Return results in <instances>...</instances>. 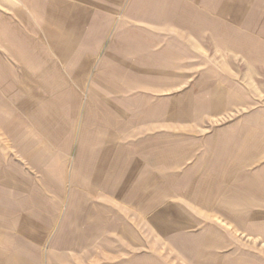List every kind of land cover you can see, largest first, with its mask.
<instances>
[{
    "label": "crops",
    "instance_id": "0c3cea01",
    "mask_svg": "<svg viewBox=\"0 0 264 264\" xmlns=\"http://www.w3.org/2000/svg\"><path fill=\"white\" fill-rule=\"evenodd\" d=\"M241 60L264 66V0H0V126L32 127L31 142H48L33 128L56 127L59 137L71 128L74 254L96 264L108 255L98 239L111 232L126 240L120 264L154 259L161 237L175 255L192 235L179 224L200 221L248 222L250 237L264 239V122L233 119L207 137L189 132L204 124V111L216 118L250 106L239 99L247 85L225 69ZM180 87L201 96V106L169 97L162 114L160 96ZM129 239L147 243L129 250ZM1 244L6 256L26 254Z\"/></svg>",
    "mask_w": 264,
    "mask_h": 264
},
{
    "label": "rangeland",
    "instance_id": "374dc122",
    "mask_svg": "<svg viewBox=\"0 0 264 264\" xmlns=\"http://www.w3.org/2000/svg\"><path fill=\"white\" fill-rule=\"evenodd\" d=\"M225 54L228 55L227 52ZM229 65L234 67L237 75L240 76L238 80L242 87H244L243 83L247 85L244 89H240L239 99L241 103L250 104V106H241L234 111L224 112L226 114L216 118L212 115V112L216 111H204L201 113L204 117V124L194 125L189 132L194 131V134L198 136L207 137L208 135L203 134L221 133L222 127L229 124L233 119L256 118L264 122V66L253 68L246 61L241 60L234 65L225 63L226 70L230 69ZM253 70H256V78H252V76L250 78L249 72ZM169 81L168 79L160 80L163 84ZM178 81L183 82L184 79H178L177 83ZM248 85H250V90ZM182 88L172 89L171 95L160 96L162 105L160 112L162 114L167 115L169 112L168 108H165L169 105L163 106L169 103V97L178 101L182 100L181 102H184L186 97L188 102H192L196 108L201 106V96L188 94L182 91ZM205 106L210 107V105ZM192 113L194 116L197 114L196 111ZM207 113H209L208 116H206ZM22 122L24 123V120ZM31 129L32 127L25 126H0L1 245L6 249L16 248L22 254L26 253L20 256H6V254L0 253V263L88 264L90 263L87 259L88 256L73 253L72 223L68 222L71 220V216H66L70 207V199H72V168L76 161L74 154L78 152L77 144L68 142L70 137L66 134L71 128L65 127L64 136L60 135V137L55 133L56 127L33 128L44 140L48 139V142H31V139L38 138L30 133ZM240 129L243 130V126ZM40 130H45V132L41 133ZM257 130L259 133L260 130ZM26 138L29 140L26 141ZM60 138L65 141L58 142L57 139ZM161 143L162 146L167 144V137L164 143ZM81 146L82 150H87V144L84 147L82 143ZM115 146L114 144L113 149ZM78 160L77 164H79ZM259 161L258 163H261ZM83 162L84 160L80 159L81 165ZM261 164L264 165V159ZM161 182L162 193L166 194L167 191L164 187L169 185L168 177L162 175ZM109 209L114 213L116 212V208L111 207ZM106 213L111 215L112 212L106 211ZM197 218L207 219L211 217L201 214V217ZM137 225L141 227L140 230L145 229L142 233L146 235L150 243L156 241V238L152 240L153 234L149 230L150 224L141 223ZM161 225L165 234V225L163 223ZM179 225L186 226L185 230L192 234L189 236L190 239L197 240L199 244L202 242V246H208L209 249H205L214 254L201 253V250L194 247L190 239H187V244L184 242L178 244L181 249H177L175 255L170 254L166 250L168 246H172V243L170 244L168 240L161 237V254L153 256L154 259L142 255L139 257L138 264H264V239L250 237L252 233L248 222L234 224L228 221L217 222L214 220L191 224L180 223ZM61 226L62 230L58 231ZM256 229L261 228L257 227ZM107 234L110 238L98 239V245L104 247L108 258L104 254L98 255L96 264L100 262L106 264L103 260L105 258L108 259L109 263L107 264H120L119 258L126 256L121 254L127 246L124 243L126 240L115 238L111 232ZM136 240L142 245H133L132 243H137L134 242ZM129 242V247H131L129 250H141L140 246H145L147 243L143 239H129ZM4 243L5 245H3ZM142 250L145 249L142 248Z\"/></svg>",
    "mask_w": 264,
    "mask_h": 264
}]
</instances>
